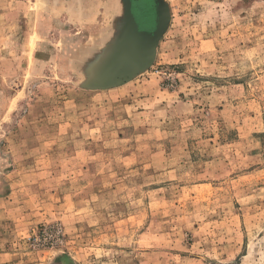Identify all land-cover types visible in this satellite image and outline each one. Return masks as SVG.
<instances>
[{
    "label": "rangeland",
    "instance_id": "obj_1",
    "mask_svg": "<svg viewBox=\"0 0 264 264\" xmlns=\"http://www.w3.org/2000/svg\"><path fill=\"white\" fill-rule=\"evenodd\" d=\"M162 1L151 64L92 88L89 52L121 41V0H28L59 54L16 94L32 41H7L0 264H264V0ZM70 36L90 51L64 55Z\"/></svg>",
    "mask_w": 264,
    "mask_h": 264
},
{
    "label": "crops",
    "instance_id": "obj_2",
    "mask_svg": "<svg viewBox=\"0 0 264 264\" xmlns=\"http://www.w3.org/2000/svg\"><path fill=\"white\" fill-rule=\"evenodd\" d=\"M64 5H63L64 9L63 8L61 9L62 15L64 16L63 21H65L67 23H71V22L75 23L78 20H81L80 19L81 17L82 18L84 17L83 13H81L82 16L81 15L77 16V13H74V14L71 13L72 10H74V9L76 10L75 7L72 8V6L70 5V6H68V8H66V7H64ZM47 9L49 11V8H47ZM66 10L69 11L71 14L69 13L67 16L68 12ZM31 11L32 10H30V8H29L28 0H0V55H1V57H0V91H1V88L4 87L3 86L4 84L10 85L7 83L8 81H10V83H13V82L18 83L19 89L15 90L16 94L22 92L24 87H27L30 85L32 87H38L39 83H40V78H38L39 74L41 72L45 73L46 69H47L46 71H48L49 70L48 63L51 61V58L52 57L54 58L55 56H57L59 54L58 50H55L51 46V44L48 43L50 40H48L47 37H44L43 35H41V33L42 34L45 33L43 31V26H42L43 24L39 25V23H37V22H41V18H40V20H37V18L39 17V15H37L36 20H34V18H33L34 12H31ZM35 14H36V12H35ZM28 19H29V22H31L30 26L27 25ZM45 19L46 20H42V22L44 21L43 23H46V25L48 26V19H49L48 15L45 16ZM12 24H13L14 28H16L14 35H13L12 31L10 30V25H12ZM73 37L72 36L69 37V41H70V43L72 42V45L69 44L70 47H68V50L64 51V55L69 50H78L79 53H80V50H88V49L84 48L85 46L82 45L81 40H78V36L75 38H73ZM9 38H12V39L19 38L21 41H23V38H28L32 41V44L30 42V60H31V66L30 67L31 68L29 69V71L31 73V75H30L31 78L28 80L22 79V76H24L23 73L21 75L16 74L15 79H13V82H11L10 78L7 77V72H6L7 67L4 64L5 61L4 62H2V61H3V59H6L7 53L13 51L11 48L9 50H6V46L9 45L7 42ZM75 40H77V42ZM74 43H77V45ZM2 49H4V50H2ZM89 51L90 50L85 51V53H88ZM97 51L100 52V50H98L97 48H94V50H91V52H89V53L96 54ZM23 52L24 51L20 50L19 47L18 48L16 47V48H14L13 54L15 53L16 55H18V54H21ZM69 52H68V54H70ZM85 57L86 56H84L83 60L86 59ZM20 59H22V58H20ZM20 64H21V62H20ZM3 66L6 69H4ZM21 71L23 72V69L20 70V73H21ZM12 85H15V84H12ZM13 97L16 98L17 95L12 96L11 99ZM37 98H39V96ZM22 99L23 98H16V102L21 101ZM37 100H34V102H36ZM37 145L38 144H36L35 148L38 147ZM11 148H13V147H11ZM0 166H3L1 160H0ZM4 166H6V164ZM0 183H1V179H0ZM15 188H16V185L13 184L12 187L10 188V190L6 191V192H8V194L6 193V198L9 199L13 196H16L19 198L17 192L15 191ZM22 198L27 199V197H22ZM6 203L7 204H14V202H10L9 200H7ZM2 204L0 206L1 207L0 208V218H2L5 222L10 217L5 210H2L3 208L6 207V205H5V207H2ZM20 205H21L22 209H26L25 208V205H26L25 200H23L20 203ZM18 216L16 219H13L12 221L13 222L17 221V222H22V223H25V222L29 223L28 219L30 217V213L25 211V212H22ZM11 224L12 223L10 222L9 225H11ZM2 234H3L2 229H0V238H1ZM0 241H1V239H0Z\"/></svg>",
    "mask_w": 264,
    "mask_h": 264
},
{
    "label": "water",
    "instance_id": "obj_3",
    "mask_svg": "<svg viewBox=\"0 0 264 264\" xmlns=\"http://www.w3.org/2000/svg\"><path fill=\"white\" fill-rule=\"evenodd\" d=\"M121 2L123 7L119 29L121 35L118 37L121 41L104 56L101 51L94 55V61L87 65L91 70V78L82 84L84 87H110L121 84L129 79V75L151 64L154 48L166 25L168 17L166 5L162 0H153L155 25L149 31L139 28L131 11V0Z\"/></svg>",
    "mask_w": 264,
    "mask_h": 264
},
{
    "label": "trees",
    "instance_id": "obj_4",
    "mask_svg": "<svg viewBox=\"0 0 264 264\" xmlns=\"http://www.w3.org/2000/svg\"><path fill=\"white\" fill-rule=\"evenodd\" d=\"M138 1V3H141V4H143L144 5V9H143V12H144V15L147 17V18H151V15L152 16H154V25H155V8H154V2H153V0H137ZM131 11H132V13H133V0H131ZM133 15H134V13H133ZM134 17H135V15H134ZM145 17V18H146ZM135 19H136V17H135ZM148 19H145V21H143L144 23H145V25H141L143 22H141V20L140 21H138L137 19H136V21H137V23H138V25H139V28L140 29H145V30H152L153 28H154V25H153V27H151V28H148L147 27V25H148V21H147Z\"/></svg>",
    "mask_w": 264,
    "mask_h": 264
},
{
    "label": "flooded vegetation",
    "instance_id": "obj_5",
    "mask_svg": "<svg viewBox=\"0 0 264 264\" xmlns=\"http://www.w3.org/2000/svg\"><path fill=\"white\" fill-rule=\"evenodd\" d=\"M145 17H146L145 15L142 17V19H141L142 22L145 21V19H148L147 21H148L149 23H148L147 27H148V28L153 27V25H154V16L151 15V18H150V17H149V18H147V17L145 18Z\"/></svg>",
    "mask_w": 264,
    "mask_h": 264
}]
</instances>
